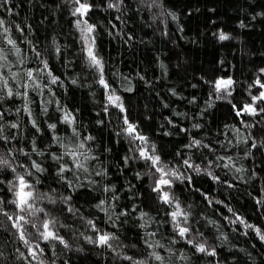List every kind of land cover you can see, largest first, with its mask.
<instances>
[{
	"label": "rangeland",
	"instance_id": "rangeland-1",
	"mask_svg": "<svg viewBox=\"0 0 264 264\" xmlns=\"http://www.w3.org/2000/svg\"><path fill=\"white\" fill-rule=\"evenodd\" d=\"M69 1L68 9L71 13L75 5L71 3V0ZM183 1L191 7L199 8L197 10L198 14L192 15L189 13L185 15L176 10L178 0H165L164 11L168 26L182 44H186L194 52L196 50L199 53L201 52L200 55L202 54L204 57L211 58L210 61L216 71L213 82L212 84L210 83L211 94L209 98L212 100L208 97L203 99L201 95L190 92L183 84L177 85L174 76L160 68L159 58L155 60L153 55L147 50L152 44H147L143 41L142 16L135 9L125 4H122L120 10L117 11L115 8L94 6L93 2L88 0L93 5V8L85 19H87L89 24L95 26V31L92 34L95 38L94 50L97 56L102 59L104 78L109 84V89H105L98 83L99 73L88 65L84 50L81 64L84 68L89 69L95 78V84L89 87L94 93L92 95L93 98H101L108 105L107 97L113 89L122 101L125 93L140 88V85L135 83L127 72L123 73L120 70V66L115 64L113 57L121 61L127 70L133 67L134 59L138 57L142 64L138 69L145 72L146 75L155 78L159 83L158 86L148 88V91L155 103L160 106L161 114L167 117L170 126H178L180 129H186L189 133L186 136L184 131H176V129H173L174 127L170 126V129L163 128L159 125H154L150 132H147L135 125L138 133L148 138V149L150 150L151 145L155 144L156 154L161 157L162 163L167 164L169 168L178 169L184 176L187 177L191 173H195L190 176V181L184 179L181 182L182 190L188 191L190 189L191 194L195 191L198 192L196 189L198 187L204 188L209 192L214 190L215 196L220 198V200L222 199L225 202L230 200L233 204H236L233 195L237 192L240 194L242 192L239 191L238 185L249 187V185L253 184L252 181H248L247 165L250 162L247 158L248 156L245 153L243 155L240 153L242 148L244 152V145H248L244 141V137L243 146L240 143L242 123L243 132L244 130L246 131L247 127L250 130L251 127H253L252 130H257L258 127L257 132L264 134V113L256 116L248 114L236 115V110L242 109L245 104L252 102L251 97L253 95H258L261 91H264V89L254 84L257 79L264 83V71H262L264 70V0ZM9 4L27 19L30 26L34 29V36L39 37L33 25L43 19V13L36 1L10 0ZM76 19L78 17L73 16L72 27L76 29L80 37V31L75 26ZM194 20H200L203 24L209 23L210 28H208L206 36L201 35L203 38L199 33L195 34L193 31ZM241 24L244 26L241 27ZM81 26L83 27V25ZM221 32L227 34L229 39L220 41L218 36ZM10 35L12 39L17 41L18 47L21 49L19 57L7 53L12 72L19 73V75L15 80L12 77H6L14 94L12 97H8L6 90L0 92V97H2L0 98V110L16 120L22 128L24 137L30 144V152L48 165V169L45 172L38 174L48 179H57L65 184L100 231L120 234L126 239L128 238L138 243L139 238L136 229L128 224V220L140 218L142 213H147L140 220L147 225L151 233H156L153 238L164 246L158 249L159 254L164 257V261L167 264H196L194 256L198 257L199 261L204 262V254L197 253L191 245L186 243V240L190 238L189 236H193L192 240L195 243H200V240L204 239L205 243L213 246L216 255L214 257L206 255L212 258L210 264H264V241L260 240L254 230L259 228L264 234V213H262V218L258 215L252 218L249 217L247 219L249 223L245 221V224L242 225L236 220L235 216L236 213L239 214L240 212L233 208L229 212L230 223H228L224 218L225 212L223 208L209 207L207 213H204L205 215H200L199 212L190 210L191 208L187 205L186 199L181 195V192L170 193V196L180 203L181 208L191 213L188 225H186L190 226L191 231L188 237L181 239L173 230L170 216L168 215L173 210V206L165 205L157 199V204L160 208L158 209L152 206L153 204L150 200L143 201L141 199L144 196L142 188L145 183L141 166L129 160L127 163L125 162L126 155L123 154L122 149L124 145L120 138L116 137L107 128L96 112L86 106L83 99L78 96L73 88L65 85L58 77L56 66L68 59L67 54L62 52L57 54L54 48L43 54L42 58L48 61L49 70L54 76L59 78L57 84H51L50 77L36 71L37 69H42L43 64L34 55L35 53L33 54L30 50L24 49L15 33L10 32ZM207 35L213 41L204 38ZM124 36L127 38L128 43L125 41ZM102 39L106 40L107 48L100 46L99 41ZM230 41L243 48L241 57L232 56L227 50L226 44ZM0 47L8 49L6 41H3L2 38H0ZM82 49H84L83 41ZM162 57H165V55ZM241 58L245 60L244 62L248 67L247 70L238 66V61ZM19 60H23V63H19ZM27 70H33L32 81L27 79ZM228 78L234 81L230 89L232 95L227 96L226 93L221 92L219 95L223 98L217 99L213 84L218 79ZM25 84L28 85L27 88L23 86ZM35 84H39L40 87L36 88ZM2 88L3 84L0 82V89ZM166 88L173 90L177 97H168L164 90ZM17 92L20 95H16ZM24 93H27V95L25 96ZM224 100L227 102L231 101L232 108L233 104L236 105V109H233V117L230 120H224L217 114V102H223ZM178 106L193 109L192 112L195 110L196 112L200 111V127H193V125L198 124L190 122L189 119L181 120L182 115L176 108ZM262 106H264V101L257 102L256 107L258 110ZM25 108L31 111V116L28 115ZM45 108L47 111H45ZM113 108L117 112L119 111L118 108ZM65 112H71L75 117L76 123L74 127L80 132V139L85 136L95 138L93 141L86 142V148L83 151L87 152L88 147H90L91 152H88V155L97 157V159L85 161L88 172L79 171L77 173L79 179H76L72 172L64 173V176L71 183V187L68 182H65L57 175V170L61 163H67L70 167L72 166L71 158L65 156L63 160L57 161L51 156L52 153L60 155L64 152V148L54 139V136L60 137L65 144L71 142L69 140L71 128L67 124L62 123V117ZM32 120H35L39 131L32 126ZM100 121L102 123H99ZM49 124H56L54 132L49 129ZM246 125L248 126L245 127ZM249 134L251 135V132ZM154 136H164L173 146L188 150L189 153L195 151L193 154L197 155V153L202 152L206 156L204 160L206 162H202L199 165L201 170H203L200 172L201 174L196 173L193 168L183 165V161L178 165L170 162L176 159L179 160V157L175 155L172 156L171 160H168V157L164 156L165 150L158 147L155 143ZM124 137L130 145L135 158H138V151L135 150V147L140 142L130 141V138L126 135ZM193 139L199 140L209 147H185ZM72 140H75V138L73 137ZM140 146L144 147V145ZM33 147H35L36 151H33ZM217 157H224V159L219 160ZM229 158L231 159L229 160ZM209 161H212L211 167H207ZM193 165L198 164L193 163ZM224 165H227V167ZM206 168L207 171L212 172L213 176L218 177V180L210 178L205 171ZM237 168L240 171H237ZM98 171L103 174L96 175L95 173ZM137 174H139V177ZM251 177H255L253 173H251ZM179 181L174 180L173 184H179ZM184 182L187 183L186 188L183 186ZM228 184L233 186L228 187ZM0 188L3 189L0 195L6 197L7 194L3 184H0ZM105 188L109 190L105 191ZM157 196L155 195L156 198ZM113 197H116V199H113ZM101 200L105 201L104 208L107 211H101L96 207ZM121 211L127 212V215H119ZM109 216H111V219H109ZM117 216H119L118 219ZM248 224L253 227H246ZM87 231L89 237L96 238L97 232L92 230V226ZM173 239H175V243H173ZM31 240L33 243L39 241L37 239ZM0 245L10 259L8 246L1 233ZM168 249L171 251H168ZM239 253L243 255V263L239 258H236ZM181 255L184 259H181ZM26 256L27 258L18 261V264H38L33 261L31 256H28V254ZM261 256L262 259H260ZM256 257L258 258L257 260ZM252 259L256 263H251ZM80 262L81 264H99L89 254L83 260L81 259ZM8 264L13 263L9 262Z\"/></svg>",
	"mask_w": 264,
	"mask_h": 264
},
{
	"label": "trees",
	"instance_id": "trees-1",
	"mask_svg": "<svg viewBox=\"0 0 264 264\" xmlns=\"http://www.w3.org/2000/svg\"><path fill=\"white\" fill-rule=\"evenodd\" d=\"M35 1L43 13V19L33 25L37 30L39 37L34 36V29L32 26H30L27 19L24 18L16 10V8L11 7L9 3L4 4V6L0 8V19H3L5 21V26L10 27L11 32L17 35L21 46L26 50H30L33 52V54L35 53L32 50L33 47L41 52L42 57L43 54H45L50 49H55L57 45L60 48V52L67 54L68 59L64 60L63 63L57 64L56 66V73L58 77L65 83V85L73 88L77 92L78 96L83 99V102L86 104V106L96 112L107 128L111 130V132L116 137L120 138L124 145L122 148L123 154H125L126 157H131L129 161L141 166L142 176L145 180L142 188L144 196L141 199L143 201L150 200L153 205L151 203L150 204L154 208L160 209L159 205L157 204V198L155 197V195L157 196V193H154L151 188L156 177L151 175L149 167L145 161L135 158L133 152L131 151L130 145L127 143V140L121 131L125 126L123 124V117L125 115L127 116L129 122L147 132H150L154 125H159L163 128H169L170 125L167 117L161 114L160 106L155 103L153 97L148 91V88L158 86L159 83L155 78L146 75L145 72L138 69L139 66H142L138 57H135L133 67L128 68V70L127 68H124L121 61L113 57L116 62L115 64L120 66V70H122L123 73L127 72L130 75V78L135 83L140 85V88L132 92H127L123 95L121 102L125 108L124 113H121L120 111L117 112V110H115L111 105H107L106 102H104L101 98L94 99L92 96L94 93L89 89V87L95 84V78L93 77V74L90 72V70L84 68V66L81 64V60L83 58L82 41L76 29L72 27L73 16L68 9L70 1ZM0 2H2V0H0ZM90 2H93L94 6L108 8L109 2H117V0H90ZM164 2L165 0H123L122 4L130 6L142 16V26L144 30L143 41L147 44H152V46L148 47L147 50L153 55L155 60L159 58L160 68L172 74L177 82V85L183 84L188 90H190V92L201 95L203 99L206 97L209 98L211 94L210 83L212 84L213 77L216 73L214 65L210 61L211 58L204 57L202 54L200 55L201 52L199 53L197 50L194 52L186 44H182L179 41L175 33L168 26L166 13L164 11ZM122 4H120V6ZM9 9H11V13H9ZM176 10L185 15L189 13L193 15L198 14L197 10H199V8L195 6L191 7L183 0H178L176 4ZM16 24H19L24 29L23 35L16 31ZM208 28H210L209 23L203 24V22L200 20H194L193 22V31L195 34L199 33L200 36H206ZM204 38H207L208 40L211 39L208 35ZM124 39H126L125 41L128 43L125 36ZM211 41L213 40L211 39ZM99 43L102 48L108 47L106 40L102 39L99 41ZM226 46L227 50L232 54V56L237 55L241 57L243 48H241L240 45L230 41L228 44H226ZM212 53L214 54V52ZM164 55L165 57H162ZM244 61L245 60L241 58L238 61V66H241L242 69L247 70L248 67ZM9 67L11 68L8 61V64L5 65V67L0 68V73H2L7 78H11V73L8 71ZM73 80L76 81L75 84L72 83ZM164 90L168 94V97H177L176 94H173L174 92L170 88H166ZM209 99L212 100L211 98ZM218 102V105H216L217 114L224 120H230L233 117L232 115L234 112L231 104L226 100L223 102ZM106 107L107 111H105ZM176 108L182 115L181 120L189 119L190 122L201 125L200 111L196 112L195 110L192 112L193 109H188L187 107L183 106H178ZM0 123L4 124V135H15L16 137L15 140L7 144H5L3 141H0V155L7 156L8 152L11 151L12 155L8 156V159L11 161L12 165L16 167L17 172L24 174L25 168H28L32 160L40 163L42 168L46 170L48 169L47 164L39 160L30 152V144L24 137L22 128L12 116H9L4 112V118L2 121H0ZM11 123H16L18 128H11ZM247 126L248 125L245 127ZM170 127H174L173 129H176V131H184L186 136L189 134L186 129H180L178 126ZM252 128L253 127H251L250 130L247 127L246 131L244 130L243 132L242 123L240 143L243 146L244 137V141H246L248 145H244V152L242 148L240 153L242 155L245 153L246 156H248L247 158L250 161L247 165V173L249 175L248 181H252L253 184L249 185V187L238 185V189H240L239 191L242 192L241 194L237 192L235 195H233L234 202L236 204H233L230 200H228L229 202H225L222 199L220 200V198L215 196L214 190L213 192H209L201 187L196 188L198 192L195 191L193 192L194 194H191L190 189V191L182 190L181 181H179V184H173V187L170 189V193L173 194L181 192V195L186 199L187 205L191 208L190 210L193 212H199L200 215H205L209 207L216 206L223 208L225 212L224 218L228 223H230L229 209L232 210L233 208H236L240 212H238L239 214L236 213L235 216L242 218L246 222H248L247 219L249 217L252 218L255 215H258L260 218H262V213H264V134L257 132L258 127L257 130H252ZM249 132H251V135ZM117 133H121V135H117ZM153 139L158 147L165 150L164 156L166 158L168 157V160H171V158H173L172 156L175 155L179 157V160L176 159L175 161L170 162H174L177 165L185 159H190L192 163H196L198 165H200L202 162H206L204 161L206 156L202 154V152H199L196 155L193 154L195 151L193 153H189L188 150L176 148L164 136H154ZM253 144H255V147H253ZM203 145L205 144L201 142V146ZM20 149H22L24 153H28V155H24L21 151H19ZM21 164L24 165V168L20 167ZM151 171H154V169ZM202 171L203 170H201V172ZM251 173L254 174V178L251 177ZM194 174V172L191 173V175ZM14 175L15 174L8 169L0 171V179L5 180V184H3V186L5 187L7 194L5 197L6 200L13 199L11 194L8 192L6 184L8 180L14 178ZM36 176H38L39 180L41 181V183L37 185V188L40 191L49 192L51 189H55V192H52L51 195L57 199V203L52 205L45 201L39 206H43L49 210L50 217L56 219L55 230L65 239L69 247L65 248L56 241L45 243L37 236H29L30 240H39L38 243H40L41 248L44 249L43 255L38 254V259L32 258L34 262L38 264H41V262L42 264H81V259L83 260V258L89 254V256H92L97 262H99V264H131L130 261L120 258L126 254L133 257V259L137 261L147 259L148 264H160V262L155 261L154 258L149 256V253L153 251L159 254V249L156 247L148 248L146 241L148 243H154L157 240H155L153 236L148 235L151 232L147 228V225L140 220V218H131L128 220V224L136 229V233L139 238L138 243L131 239H126L120 234H116L118 239L111 242L115 251L113 249L98 247L95 244L89 243L86 239L89 237L87 229L91 228V225H89L87 221L91 218L88 213L80 206L79 202L76 200L74 195H72L69 188L57 179H48L38 173ZM209 177L212 178L211 176ZM26 178L30 180L33 179V177ZM183 186L186 188L187 183L184 182ZM180 187L181 189H179ZM68 196H71V200L68 201V205L76 210L75 214L68 212V205L60 202L62 197ZM4 207L10 211L14 208V206L8 205L7 203H5ZM61 225H63V227ZM141 225H144V227H141ZM25 228L26 234L27 232H35L34 229H31L28 226H25ZM0 233L5 238L10 254L9 259L6 255V252L0 245V264H8L9 262L18 264V261H21L25 257L27 258L26 254L28 253V249L24 247L17 239L15 229L11 228L10 222L3 215H0ZM261 234H263V232H261ZM189 237L192 239L193 236ZM200 243H204L205 247L209 250L215 251L213 246H209L207 243H205L204 239H201ZM52 244H55L54 248L51 246ZM17 248H19V252L17 251ZM20 252H23L25 257H21ZM117 252L120 254L119 256H117ZM203 256L204 262L199 261V258L194 256L196 264L211 263V257H207L205 254ZM236 258H239V260L243 263L242 254L239 253ZM257 259L258 258L256 257V260ZM260 259H262V256ZM252 260L251 263L255 262L254 259ZM164 264L167 263L164 261Z\"/></svg>",
	"mask_w": 264,
	"mask_h": 264
},
{
	"label": "snow or ice",
	"instance_id": "snow-or-ice-1",
	"mask_svg": "<svg viewBox=\"0 0 264 264\" xmlns=\"http://www.w3.org/2000/svg\"><path fill=\"white\" fill-rule=\"evenodd\" d=\"M65 2H68V0H65ZM10 3V0H2L0 2V8L4 6V4ZM71 3L75 5V7L71 11V15L74 17H78V19L75 20V26L80 31V39L83 41L84 44V51L86 55V60L88 65L91 68H94L99 73V79L98 83L103 86L105 89H109V84L105 81L104 78V65L102 62V59L97 56L95 53V38L93 37V33L95 31V26L91 25L87 22V19H85L88 15V13L92 10L93 5H91L88 0H71ZM123 3V0H117V2H109L108 8H115L117 11L120 10V4ZM9 13H11V9H9ZM175 19V17H173ZM83 25V27L81 26ZM244 25L241 24V27ZM16 31L20 32L21 35L24 34V29L19 25H15ZM11 28L5 26V21L3 19H0V38H2L3 41H6L8 45V49L6 50L3 47H0V68L5 67V65L8 64V55L7 53H11L16 55L17 57L20 56L21 49L18 47L17 41L12 39L11 35ZM131 39V37H129ZM218 39L220 41H226L229 39V36L227 34H224L221 32L218 36ZM35 52V56L39 59L40 63L43 64L42 69H37L36 71L38 73H44L48 77H50V83L51 84H57L59 81V78L54 76L49 70L48 61L46 59H43L41 57V52L36 50L35 47L32 49ZM55 52L59 54L60 48L57 45L55 48ZM19 63H23V60H19ZM8 71L11 73V77L13 80L16 79V77L19 75V73L11 72V68H8ZM264 71V70H262ZM26 76L29 81L33 80V70H27ZM0 82L3 84V88L0 89V92H3L6 90V95L8 97L13 96V89L9 87L8 79L0 73ZM72 83H76L75 80L72 81ZM234 84V81L231 78L228 79H218L213 84V88L215 92L217 93V99H221L219 93L224 92L227 94V96H231L232 92L230 89L232 88ZM254 84L256 86H259L261 89H264V83H261L259 79H257ZM25 88L28 87L27 84L23 85ZM36 88H39V84L34 85ZM251 87V86H250ZM130 91V89H129ZM175 94V93H173ZM16 95H20L19 92L16 93ZM26 96L27 93H24ZM2 98V97H0ZM108 104L116 107L119 109L121 113L125 112V108L123 107V103L121 102V98L115 94V90L113 89L110 94H108ZM251 103H247L243 106L242 109L236 110L237 116H242L244 114L256 116L260 113H264V106L260 107L259 110L256 107L257 102L264 101V91H261L258 95H253L251 97ZM231 103V101H228ZM233 109H236V105L233 104ZM19 111V110H18ZM25 111L28 113L29 116H31V111L27 108H25ZM45 111L47 109L45 108ZM105 111H107V107L105 108ZM4 118V112L0 111V121H2ZM62 123L67 124L71 128V137H69V140L71 141L68 144H65L61 141V138L58 136H54V139L57 140L60 143V146L64 148V152L60 155H57L56 153H52L51 156L53 159L57 161L63 160L65 156H68L72 160V166L70 167L67 163H61L59 165V168L57 170V175L64 180L65 182L69 183V186L71 187V183L68 181V178L64 176L65 172H72L73 175L76 177V179H79V176L77 173L79 171L88 172V168L85 166V161H88L90 159H97L95 156H89L88 152H91V148L88 147L87 152L83 151L86 148V142L93 141L95 138L92 136H85L83 139H80V132L74 127L76 121L75 117L71 112H65L62 117ZM99 123H102L100 121ZM123 124L126 126L122 128V133L130 138V141H139L140 144L136 145L135 150L138 151V159H141L145 161L149 167L150 173L152 176H155V182L152 186V191L154 193H158L157 199L169 206H173V210L168 213L170 216V223L173 227V230L176 232V234L181 238L184 239L189 236V233L191 231L190 226L188 225L189 216L191 215L190 212L185 211L183 208H181V205L178 201H176L172 196H170V189L173 187V181L174 180H180L183 182L184 179L191 180L190 176H184L179 172L176 168H169L167 164L162 163L161 157L156 154V146L155 144L151 145V149L149 150L148 145V138L137 131V127L129 122L127 116L125 115L123 117ZM32 126L34 128H37V131H39V128L36 125L35 120H32ZM10 127L13 129L18 128V125L16 123H11ZM49 129L53 130V132L56 129V124H49ZM193 127L199 128L200 125H193ZM117 135H121V133H117ZM167 135V133H166ZM75 138V140H72V138ZM15 135L12 136H6L4 135V124L0 123V141H3L5 144L10 143L11 141L15 140ZM78 141V142H77ZM140 145H144V147H141ZM187 148L192 147H201V141L193 139L192 142L189 145H186ZM203 147L207 148L208 145H203ZM253 147H255V144H253ZM24 155H28V153H24L22 149H20ZM33 151H36L35 147H33ZM179 154V153H178ZM11 151L8 152L7 156L0 155V171L4 169L10 170L12 173H14V178L7 181L6 187L8 189V192L11 194L13 199H7L3 196H0V215H3L7 218V220L11 224V228L15 229V234L17 236V239L22 243L24 247L28 249V256H31L33 259H38V254L43 255L44 249L41 248L40 243H33L29 236H37L41 241L45 243H49L52 241H56L59 244L63 245L65 248H68L69 245L65 241V239L58 234V232L55 230L56 225V219L50 217L49 210H47L41 205L43 202L47 201L48 204L55 205L57 203V199L51 195L52 192H55V189H51L49 192H42L37 188V185L41 183L39 180V177L36 176L37 173L42 174L46 171V169L42 168L40 163H38L35 160L31 161V164L28 166V168H25L24 174H20L17 172L16 167H14L11 163V161L8 159V156H11ZM131 159V157H125V162ZM217 159L222 160L224 157H217ZM231 158H229L230 160ZM183 165H186L188 168H193L196 173L201 172V168L199 165H193V163L190 162V159L183 160ZM212 161L208 162L207 167H211ZM220 166V165H217ZM227 167V165H224ZM20 167H24L23 164L20 165ZM34 169V171H33ZM154 169V171H151ZM237 171H240L239 168L236 169ZM207 174L211 176L214 180H218V177L213 176L212 172L207 171V168L205 169ZM96 175H102L101 172H96ZM158 174V176H157ZM139 177V174H137ZM26 177H33V179H27ZM90 183H94L93 181H89ZM0 184H5V180L0 179ZM233 185L228 184V187H232ZM108 188H105V191H108ZM3 189L0 188V192H2ZM114 191V189H113ZM113 199H116V197H113ZM71 200V196L68 197H62L61 201L65 205H68V201ZM7 203L8 205L14 206V208L10 211L7 210L4 205ZM105 201L101 200L99 204L96 205V207L101 211H107L104 208ZM135 210V209H133ZM68 212H72L75 214V211L70 205L67 207ZM231 211V209H229ZM119 215H127V212L121 211ZM147 213L141 214V219H143ZM119 216H117V219ZM109 219H111V216H109ZM236 220L239 221L240 224H245V221L240 218L236 217ZM89 225L92 226V230L97 232V236L95 239L92 237H87L89 243L95 244L98 247H104L108 249H113V244L111 243L114 240L118 239V236L115 233H109V232H102L100 231L96 225L94 224L93 220L89 219L87 221ZM235 223V221H233ZM25 226H28L31 229H34L35 232H27L26 234V228ZM63 227V225H61ZM141 227H144V225H141ZM248 228H252L253 226L248 224L246 225ZM256 234L259 236L261 241H264V234H261V230L259 228L254 229ZM155 232L149 233L150 236H155ZM175 239H173V243H175ZM186 243L191 245L197 253H202L207 256H215L216 252L214 250H209L205 247L204 243H195L192 239H187ZM146 245L148 248H160L164 247L162 244H160L159 241H156L154 243H148L146 241ZM53 248L55 247V244L51 245ZM115 251V249H113ZM17 251L19 252V248H17ZM168 251H171L168 249ZM117 256L120 254L117 252ZM21 257H25V254L23 252H20ZM149 256L151 258H154L155 261L160 262V264H164V257L158 254L157 252L153 251L149 253ZM26 258V257H25ZM123 260L130 261L131 264H148L147 259L145 260H134L133 257L124 255L120 257ZM181 259H184V257L181 255ZM42 264V262H41Z\"/></svg>",
	"mask_w": 264,
	"mask_h": 264
}]
</instances>
